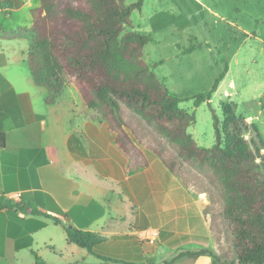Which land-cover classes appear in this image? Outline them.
I'll return each instance as SVG.
<instances>
[{
  "label": "crops",
  "instance_id": "0c3cea01",
  "mask_svg": "<svg viewBox=\"0 0 264 264\" xmlns=\"http://www.w3.org/2000/svg\"><path fill=\"white\" fill-rule=\"evenodd\" d=\"M27 4L0 0V26L31 27V9L40 4L22 24L14 19ZM161 12L149 17L152 27H162ZM29 48L25 37L0 35V128L7 134L0 196L23 206L0 210V264H34V251L49 264H166L185 251L216 252L206 190L169 168L158 141L144 142L147 127L133 114L124 113L129 125L113 128L67 84L46 103ZM22 62L27 72L13 73ZM65 225L98 235L93 251L69 241ZM173 264L215 259L185 256Z\"/></svg>",
  "mask_w": 264,
  "mask_h": 264
},
{
  "label": "trees",
  "instance_id": "16d2710c",
  "mask_svg": "<svg viewBox=\"0 0 264 264\" xmlns=\"http://www.w3.org/2000/svg\"><path fill=\"white\" fill-rule=\"evenodd\" d=\"M145 0H40L31 9V27L5 29L6 37L28 39V63L35 83L47 88L46 103H54L67 80L74 82L85 105L100 111L113 128L129 125L125 106L139 115L157 137L158 152L172 171L182 177L193 170L217 192L220 215L227 223L237 264H264V137L260 127L242 115H234L224 127L210 103L213 93L228 72V65L211 89L194 99L195 106L209 101L215 143H198L189 127L196 113L180 104L190 98L173 94L144 57L146 44L154 37L126 31L134 10ZM153 28L159 26L153 22ZM7 134L0 128V147ZM120 142V141H119ZM186 169V170H185ZM209 194V191H207ZM211 202L216 201L210 196ZM20 208L0 196V210ZM68 240L91 252L98 235L65 225ZM34 264H49L33 252ZM215 252L207 247L181 252L166 264L185 256Z\"/></svg>",
  "mask_w": 264,
  "mask_h": 264
},
{
  "label": "rangeland",
  "instance_id": "374dc122",
  "mask_svg": "<svg viewBox=\"0 0 264 264\" xmlns=\"http://www.w3.org/2000/svg\"><path fill=\"white\" fill-rule=\"evenodd\" d=\"M25 1L18 0L21 4ZM28 1L30 5L22 8L18 18L14 17L19 25L27 18L30 7L40 4V0ZM144 5V12L133 11L132 24L126 31L154 37L146 44L144 57L173 94L190 98L180 105L196 113L197 120L189 131L197 141L209 147L215 143L209 101L224 127L234 115H242L256 123L264 137V0H145ZM158 10L162 14L155 19L162 27L154 29L149 17ZM226 65L228 72L212 98L195 106V97L211 89ZM27 70L26 62H22L12 72ZM66 84L76 86L70 80ZM123 113L127 119L133 114L138 125H146L126 106ZM146 127L148 138L144 142L156 145V135ZM156 149H160L159 145ZM186 173L195 188H203L208 198L209 194L216 198L214 202L209 198L208 207L213 214L217 245L215 264H237L227 223L220 215L217 192L199 173L188 169Z\"/></svg>",
  "mask_w": 264,
  "mask_h": 264
}]
</instances>
